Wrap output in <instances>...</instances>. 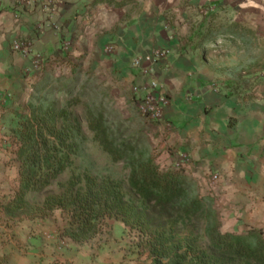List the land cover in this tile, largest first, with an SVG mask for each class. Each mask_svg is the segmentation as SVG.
Here are the masks:
<instances>
[{"label": "crops", "instance_id": "crops-1", "mask_svg": "<svg viewBox=\"0 0 264 264\" xmlns=\"http://www.w3.org/2000/svg\"><path fill=\"white\" fill-rule=\"evenodd\" d=\"M255 36L264 44V0H0V92L20 95L58 73L101 86L156 163L181 162L212 197L223 232H264V53L256 66ZM17 38L44 57L40 70L11 49ZM161 48L167 56L153 62ZM137 58L168 100L159 121L137 110L148 80Z\"/></svg>", "mask_w": 264, "mask_h": 264}, {"label": "trees", "instance_id": "trees-1", "mask_svg": "<svg viewBox=\"0 0 264 264\" xmlns=\"http://www.w3.org/2000/svg\"><path fill=\"white\" fill-rule=\"evenodd\" d=\"M54 80L62 82L59 88L49 86L48 77L41 79L33 85L35 97L28 101L27 112L12 113L17 123L9 137L17 146L18 187L2 203L4 215L44 219L60 210L66 218L60 236L75 244L101 233L107 220L119 221L133 234V246L140 254L147 253L148 264H264L261 229L221 231L212 197L200 195L195 181L181 167L156 163L148 145L134 133L127 134V126L109 122L101 103L87 109V127L111 160L121 161L128 170L129 193L110 176L99 178L85 170L71 173L60 183L61 191L47 194L40 207L31 205L26 195L46 191L70 167L81 137L80 125L70 120L65 107H56L51 95L56 90L65 99L70 97L69 81L65 77ZM198 229L206 246L200 242Z\"/></svg>", "mask_w": 264, "mask_h": 264}, {"label": "rangeland", "instance_id": "rangeland-1", "mask_svg": "<svg viewBox=\"0 0 264 264\" xmlns=\"http://www.w3.org/2000/svg\"><path fill=\"white\" fill-rule=\"evenodd\" d=\"M257 37L254 38L255 44L258 43L254 50L255 63L258 61L256 66L259 64L261 54L264 53V47H261L264 44L261 40H256ZM51 75L48 76L51 80L49 86L59 88L62 82L55 84L54 79L62 78L64 74ZM66 81H69L71 86L70 97L65 99L63 93L56 90L51 91V95L55 98L56 107L60 109L65 107L70 120L80 125L78 152L73 156L70 167L46 191L26 195L28 202L35 207L41 206L47 194H58L61 191L60 183H65L71 173L82 174L85 170L99 178L104 175L110 176L119 181L125 192L129 193L126 180L128 170L121 161L111 160L94 141L93 134L87 127L88 108L91 109L93 105L96 107L101 103L109 122L114 125H121V110L113 97L109 96L108 91L107 95L103 96L105 89L101 86L95 89L93 85L86 87L84 80L79 78ZM35 83L20 95L7 96L8 99L11 96L10 101L7 98L0 101L1 114H5L1 119L0 128V264H148L150 260L147 253L140 254V249L132 244L133 234L125 231L119 221L107 220L101 233L87 242L75 244L68 237L60 236V231L66 224V218L60 210L55 209L44 219L40 216L21 215V218H12L4 215L2 203L13 195L18 187L17 163L14 161L17 146L12 144L9 137L11 129L17 123L15 114L12 113L21 115L27 112L28 101L35 97L33 86ZM45 91L46 89L41 93L45 94ZM10 102H13L12 108L9 106ZM214 208L218 213V208ZM180 226L184 228L183 225ZM219 228L223 231L221 224ZM197 233L201 244L206 246V239L201 238V229H198Z\"/></svg>", "mask_w": 264, "mask_h": 264}, {"label": "built area", "instance_id": "built-area-1", "mask_svg": "<svg viewBox=\"0 0 264 264\" xmlns=\"http://www.w3.org/2000/svg\"><path fill=\"white\" fill-rule=\"evenodd\" d=\"M47 5H50L54 7L56 5L57 0H43ZM11 49L15 52L20 53L23 57H28L31 61V68L38 71L40 70L45 62V59L40 54H35L31 50L30 43L27 39L23 38H17L14 39L11 43ZM113 47L112 45H106L104 47L105 52L112 51ZM168 51L164 48L161 49H154L151 52L152 60L153 62H157L164 57L167 56ZM133 66L138 67L141 69L142 74L145 77H148L147 80V90L145 94L142 97L138 98V101L136 103L137 110L140 113L142 117L149 121H159L162 119L163 116V108L167 104L168 100L167 98L161 94L157 93L155 90L158 83L156 79L154 78V69L152 66L148 65H142L139 58L133 61ZM140 88H134L133 92L137 94L139 92ZM9 96L6 95L4 92H0V101L3 100V98H7ZM176 168L181 167V162H177L173 164ZM212 178V177H211ZM210 178V183H212V180Z\"/></svg>", "mask_w": 264, "mask_h": 264}]
</instances>
